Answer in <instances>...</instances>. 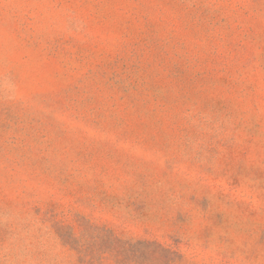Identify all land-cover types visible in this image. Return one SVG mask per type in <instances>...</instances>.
<instances>
[{
  "label": "rangeland",
  "instance_id": "obj_1",
  "mask_svg": "<svg viewBox=\"0 0 264 264\" xmlns=\"http://www.w3.org/2000/svg\"><path fill=\"white\" fill-rule=\"evenodd\" d=\"M0 264H264V0H0Z\"/></svg>",
  "mask_w": 264,
  "mask_h": 264
}]
</instances>
